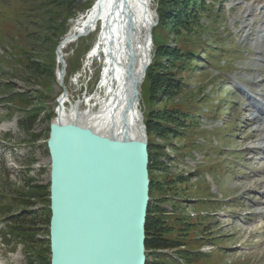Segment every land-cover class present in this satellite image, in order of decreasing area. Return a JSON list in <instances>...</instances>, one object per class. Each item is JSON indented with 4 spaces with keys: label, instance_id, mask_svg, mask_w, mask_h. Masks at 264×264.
Here are the masks:
<instances>
[{
    "label": "rangeland",
    "instance_id": "rangeland-1",
    "mask_svg": "<svg viewBox=\"0 0 264 264\" xmlns=\"http://www.w3.org/2000/svg\"><path fill=\"white\" fill-rule=\"evenodd\" d=\"M47 1L0 0V83L11 87L0 93V183L22 187L25 176L31 185L41 186L46 192L50 191L47 141L59 102L65 101L67 111L80 102V110L85 112L98 110L104 99L97 87L103 59L89 61L87 56L97 34L81 38L61 52L65 36L94 0H75L68 12L60 6L66 0H51L53 4L45 6ZM219 3L215 5V16H211L216 24L202 21L212 29L205 33L200 29V34L186 38V48L201 52L199 61L180 72L186 84L183 96L167 104L168 109L185 114L187 125L175 135L148 137L153 143L155 179L163 183V188L175 177L182 179L172 186L176 191L168 192L169 202L152 204L171 214L166 217L174 229L171 236L185 245L179 251H187V255L168 252L178 262L264 264V226L256 215L259 208L264 209L256 202L257 198L262 199L260 181L264 167L260 165L264 164V151H248L258 143L257 139H262L261 134L255 133L258 123L249 122L256 110L255 100L249 99L248 94L264 101V83H258L264 79V66L257 62L263 43L255 40L264 29L257 31L264 21L263 14L260 16L264 13L263 1ZM158 8L157 0H152L150 9L160 22ZM82 9L84 12L80 13ZM49 10L55 14V21L46 20ZM45 26L50 30H44ZM251 26L256 30L250 31ZM41 27L38 38L43 41L58 35V44L46 42L41 47L43 42L38 43L31 51L23 40L24 31L33 34ZM157 32L152 34L156 39L161 40L164 33L166 40L171 37L162 28ZM210 39L213 47L208 44ZM169 46L174 47L175 42H169ZM151 54L153 62L155 45ZM24 58L40 62L45 74L53 72L54 79L31 77L24 69ZM148 89L146 83L140 87L141 111L162 112L164 105L151 102ZM15 93L31 95L34 101L27 111L18 108L12 99ZM250 108L254 112H246ZM26 118L35 119L30 131L20 126V120ZM44 219L38 218V232L28 245L12 235L7 237L6 226L0 220V264L50 263L48 226L40 222ZM180 256L189 260L183 263Z\"/></svg>",
    "mask_w": 264,
    "mask_h": 264
},
{
    "label": "water",
    "instance_id": "water-1",
    "mask_svg": "<svg viewBox=\"0 0 264 264\" xmlns=\"http://www.w3.org/2000/svg\"><path fill=\"white\" fill-rule=\"evenodd\" d=\"M134 97L138 105V90ZM140 129L121 139L51 123V264H147L150 155L146 124Z\"/></svg>",
    "mask_w": 264,
    "mask_h": 264
},
{
    "label": "trees",
    "instance_id": "trees-1",
    "mask_svg": "<svg viewBox=\"0 0 264 264\" xmlns=\"http://www.w3.org/2000/svg\"><path fill=\"white\" fill-rule=\"evenodd\" d=\"M219 1L220 0H157L159 5L157 11L160 22L153 30V34H157V30L159 31V29L162 28V30L167 31V34H171V37L166 40L165 33H161V40L153 37L155 59L146 72L144 84L146 83L149 85V100L164 105V109L159 113H152V109L145 111V123L149 137L165 138L171 134L175 135L178 129L187 125L185 123L187 122V120H185V114L176 111L174 108L168 109L167 104L183 96L186 84L180 72L188 69L191 64L199 61V54L201 52L197 49L186 48V44H189L188 42L186 43V38L200 34V29L203 30V33H205V31L209 32L212 29V26L207 25V23L216 24V21L213 22L214 19L211 16H215L213 12L215 5L219 6ZM74 2L75 0H66L60 6L66 7L68 12L72 7L70 5ZM52 4L53 1L51 2V0H48L45 6ZM38 10L41 11V9ZM82 12H84L83 9L80 10V13ZM53 14L54 13L49 10L46 13L49 19L47 18L46 20L49 21L53 19L55 21V14ZM203 20H206L207 23L203 24ZM47 28L48 27L45 26L43 29L49 31L50 29ZM41 30L42 27L37 29L33 34L27 33L26 30L24 31L23 40L27 42L29 45L28 49L31 51L34 50L32 47L38 43L41 44L43 42V44L40 45L41 47L46 45V42H54L55 46L58 44L59 36L52 35V33L51 35L54 39L52 37H47V39L42 41L38 38V33L41 34ZM171 41L175 42L174 47L169 46V42ZM208 44L213 47L214 41L210 39L208 40ZM194 45L195 44H193V46ZM27 54L28 53H26V55ZM24 66L25 71L36 80H41L44 77H47V79L53 78V72L48 75L45 74L43 67L40 66V62L34 61L31 58H24ZM30 80L32 79L30 78ZM10 88V85L0 83V93L8 91ZM30 96L31 95L25 93H15L12 95V99L17 103L18 108H23V110L27 111V106L34 101ZM34 120L35 119L27 118L21 119L20 126L30 131ZM151 138H149L151 203L149 204L146 223L147 264H182L177 261L174 255H168V252L175 251L178 252L177 254L183 252V254L187 255L188 253L187 251H179V249L183 248L185 245H183L180 240L173 239L171 236L174 229L168 225L166 218L171 214L167 213L165 210L158 209V207L152 204V202H169L170 196L168 192L176 191L177 188L172 186L178 185L182 179L180 176L175 177V179L167 181L166 187L164 188L162 187L163 183L155 179L153 172L156 168L153 162V143ZM23 181L24 184L22 187L11 186L10 184L4 186L3 183H0V220L3 221L4 226H6L5 230L8 232L7 237L12 235L17 240H21L28 245L29 242L34 240L38 232L35 227L38 218H41V216L45 217V219L40 222H43V225L47 224V233L49 237L51 212L50 206L48 208L44 206H46V204L50 205V191L46 192L41 186L31 185V183L26 180L25 176ZM45 215H47V217ZM48 248L50 252V244ZM180 259L183 263L189 260L187 259V261H185L183 256H180ZM49 264H51V258Z\"/></svg>",
    "mask_w": 264,
    "mask_h": 264
},
{
    "label": "bare ground",
    "instance_id": "bare-ground-1",
    "mask_svg": "<svg viewBox=\"0 0 264 264\" xmlns=\"http://www.w3.org/2000/svg\"><path fill=\"white\" fill-rule=\"evenodd\" d=\"M262 1L264 4V0ZM154 21L155 17L148 0H95L90 10L74 23L65 36L63 42L65 46L61 48V52L81 36L97 33V40L88 53V60L103 59L98 89L103 92L104 99L95 112L91 109L81 112L78 103L71 111H67L64 103L59 108L55 121L79 122L101 135L115 138L141 136L140 128L144 121L140 118L141 104L139 102L137 105L135 102L134 92L139 91L144 82L146 66L153 50L150 37L151 25ZM263 26L264 21L257 31ZM252 30H256V27L251 26L250 31ZM256 36L255 40L263 43L257 52V62L263 63L264 66V30L262 34ZM258 65L260 68V64ZM263 81L264 79L258 83H264ZM262 95L259 96L262 98ZM247 111L252 110L250 108ZM260 120L262 115L251 117L249 122L258 123ZM255 133L261 134L262 139H257L258 143L248 151L254 153L264 151V124H259ZM263 161L264 157L261 159V162ZM260 166L263 168L264 164ZM261 173L263 179L259 181L263 190L262 199L257 198L256 202L257 205L264 206V168ZM256 215L261 217L260 223L264 226V209L259 208Z\"/></svg>",
    "mask_w": 264,
    "mask_h": 264
}]
</instances>
